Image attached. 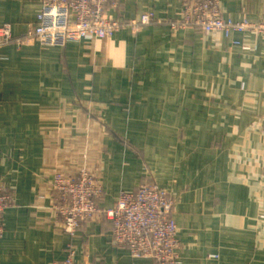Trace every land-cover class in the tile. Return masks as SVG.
I'll list each match as a JSON object with an SVG mask.
<instances>
[{"label":"crops","instance_id":"0c3cea01","mask_svg":"<svg viewBox=\"0 0 264 264\" xmlns=\"http://www.w3.org/2000/svg\"><path fill=\"white\" fill-rule=\"evenodd\" d=\"M220 3L264 23V0ZM183 6L122 0L111 15L155 13L141 34L59 47L24 40L40 0H0L14 35L0 42V183L14 199L0 264L60 262L71 243L79 264H158L116 247L106 212L147 183L176 199L180 264H264V30L182 27ZM82 167L103 185L101 212L71 236L53 181Z\"/></svg>","mask_w":264,"mask_h":264},{"label":"built area","instance_id":"2783aa9c","mask_svg":"<svg viewBox=\"0 0 264 264\" xmlns=\"http://www.w3.org/2000/svg\"><path fill=\"white\" fill-rule=\"evenodd\" d=\"M40 1L41 11L24 40L44 46L65 47L70 42L89 37L105 40L124 28H131L139 35L155 18V13L151 11L135 18L111 15L110 9H119L122 0ZM180 26L239 35L250 30H264V23H256L246 17L234 19L224 16L220 0H184ZM13 38L11 25L0 27V42L7 44ZM234 43L243 50H249L241 40ZM53 191L56 212L64 220L65 232L71 236L76 234L84 221L101 212L99 201L103 197V185L86 167L75 174L55 173ZM13 202L12 195L0 183V237L5 231L4 213ZM175 205V197L158 185L147 183L136 191H121L114 206L106 211L113 216L115 246L127 249L132 258L149 257L158 264H180L183 245L178 224L172 215ZM48 264H79L75 244L68 246L63 261Z\"/></svg>","mask_w":264,"mask_h":264},{"label":"rangeland","instance_id":"374dc122","mask_svg":"<svg viewBox=\"0 0 264 264\" xmlns=\"http://www.w3.org/2000/svg\"><path fill=\"white\" fill-rule=\"evenodd\" d=\"M221 4V3H220ZM220 9H221V5H220ZM77 104V103H76ZM263 131H264V126H263ZM264 168V167H263ZM263 168H262V171H263ZM264 172V171H263ZM155 186H157V185H155ZM160 187V186H159Z\"/></svg>","mask_w":264,"mask_h":264}]
</instances>
